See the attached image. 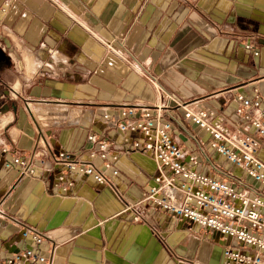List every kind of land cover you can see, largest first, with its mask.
I'll list each match as a JSON object with an SVG mask.
<instances>
[{
	"label": "crops",
	"instance_id": "1",
	"mask_svg": "<svg viewBox=\"0 0 264 264\" xmlns=\"http://www.w3.org/2000/svg\"><path fill=\"white\" fill-rule=\"evenodd\" d=\"M0 52V260L33 245L27 223L46 234L38 251L51 264H224L228 240L144 201L156 161L114 121L124 107L159 106L199 170L248 181L182 106L250 132L235 108L255 90L264 107V0H0ZM89 134L108 142L110 184L66 171L72 184L56 185L64 166L50 161L29 176L3 165L66 151L102 169Z\"/></svg>",
	"mask_w": 264,
	"mask_h": 264
},
{
	"label": "built area",
	"instance_id": "2",
	"mask_svg": "<svg viewBox=\"0 0 264 264\" xmlns=\"http://www.w3.org/2000/svg\"><path fill=\"white\" fill-rule=\"evenodd\" d=\"M246 47L250 48L249 45ZM237 101L235 113L241 124L250 129L249 133L215 120L213 110L192 111L178 105L183 107L185 119L209 134V147L242 170L248 181L234 173L219 177L199 170L197 157L184 151L173 137L172 123L163 119L159 106L139 110L124 107L114 124L123 134L138 133L139 139L133 140L131 146L150 153L156 161L157 175L144 198L146 203L228 240L222 249L224 264H264V162L258 157V138L264 136V107L256 90L252 98L238 94ZM102 118L107 129L110 128L108 122L112 117L105 113ZM87 138L105 159L102 169L78 161L66 151L51 158L36 153L15 155L3 160V165L6 168L16 166L21 175L29 176L50 161L53 166H64V171L56 175V185L63 184L65 188L72 184L64 179L66 171L81 172L100 185L110 184L119 171L106 160L108 142L95 134H89ZM232 176L237 179L236 184L230 180ZM252 183L263 188L256 191ZM21 235L33 245L1 259L0 264H51V259L38 251L46 234L21 223Z\"/></svg>",
	"mask_w": 264,
	"mask_h": 264
},
{
	"label": "rangeland",
	"instance_id": "3",
	"mask_svg": "<svg viewBox=\"0 0 264 264\" xmlns=\"http://www.w3.org/2000/svg\"><path fill=\"white\" fill-rule=\"evenodd\" d=\"M17 88H18V87H17ZM7 94H9V91L7 92ZM7 96H8V95H7ZM7 96H6V98H8Z\"/></svg>",
	"mask_w": 264,
	"mask_h": 264
},
{
	"label": "water",
	"instance_id": "4",
	"mask_svg": "<svg viewBox=\"0 0 264 264\" xmlns=\"http://www.w3.org/2000/svg\"><path fill=\"white\" fill-rule=\"evenodd\" d=\"M0 56H1V52H0Z\"/></svg>",
	"mask_w": 264,
	"mask_h": 264
}]
</instances>
